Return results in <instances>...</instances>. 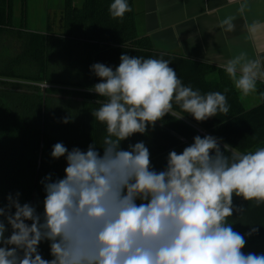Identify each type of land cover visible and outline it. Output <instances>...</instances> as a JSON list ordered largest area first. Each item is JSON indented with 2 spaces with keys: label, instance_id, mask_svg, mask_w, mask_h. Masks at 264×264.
<instances>
[{
  "label": "clouds",
  "instance_id": "obj_1",
  "mask_svg": "<svg viewBox=\"0 0 264 264\" xmlns=\"http://www.w3.org/2000/svg\"><path fill=\"white\" fill-rule=\"evenodd\" d=\"M130 11L128 0L109 5L113 18ZM232 20L225 18L221 26L231 31ZM119 60L114 69L90 66L100 81L91 91L103 98L92 113L106 129L102 145L52 146L50 158H63L66 167L62 177L48 173L39 181L43 212L21 204L19 192L6 194L0 205V264H264V252L242 251L246 237L259 228L249 225L241 234L229 220L246 208L234 205L233 196L264 204V147L226 154L220 138L197 135L179 154L170 151L157 171L143 141L127 149L122 142L172 116L174 106L197 122L226 116L230 106L221 92L184 85L168 60L126 53ZM220 67L244 97L264 82L261 61L246 53ZM43 242L51 259L40 254Z\"/></svg>",
  "mask_w": 264,
  "mask_h": 264
},
{
  "label": "trees",
  "instance_id": "obj_2",
  "mask_svg": "<svg viewBox=\"0 0 264 264\" xmlns=\"http://www.w3.org/2000/svg\"><path fill=\"white\" fill-rule=\"evenodd\" d=\"M11 1L0 0V26L10 25ZM111 2L83 0L82 5L75 6L73 0H65L58 33L53 31L54 23L47 20L46 32L40 34L25 31L26 0H21L20 31H0V205L6 194L17 192L21 204L30 202L41 134L33 201L38 212H43L44 199L39 181L48 173L62 177L66 167L63 158H50L52 146L62 142L69 150H86L91 143L102 145L106 129L92 113L100 106L97 100L103 98L91 91L100 81L90 66L102 63L114 69L125 53L168 60L184 85L201 93H223L230 110L226 116L218 114L197 122L174 106L172 116L166 115L144 135L133 134L122 142V148L143 141L150 152V163L160 171L170 151L179 154L197 135L220 138L226 154H243L264 147V90L260 85L256 86L260 104L243 109L226 73L183 57L157 53L148 38L136 31L132 0H128L131 11L122 19L109 14ZM214 71L218 80L213 82L208 79ZM181 115L183 118L177 119ZM65 119L69 122L63 123ZM233 203L246 207L240 216L234 212L229 218L234 222L233 230L244 234L249 225L259 228L258 233L246 237L242 251L264 252V204L257 206L236 196ZM39 251L42 258H52L48 242L41 243Z\"/></svg>",
  "mask_w": 264,
  "mask_h": 264
},
{
  "label": "crops",
  "instance_id": "obj_3",
  "mask_svg": "<svg viewBox=\"0 0 264 264\" xmlns=\"http://www.w3.org/2000/svg\"><path fill=\"white\" fill-rule=\"evenodd\" d=\"M64 3L26 0L25 31L45 33L48 18H52L55 31L58 20L53 19H59ZM73 3L80 6L83 0ZM132 8L137 33L147 37L157 53L183 57L223 72L220 65L243 52L264 66V0H132ZM229 16L234 27L226 31L221 23ZM20 20L21 0H12L10 25L0 26V31H20ZM253 24L255 32L250 30ZM208 80H218L215 71ZM231 85L243 109L260 104L257 91L244 97L232 80ZM257 85L264 90V82L257 81Z\"/></svg>",
  "mask_w": 264,
  "mask_h": 264
},
{
  "label": "water",
  "instance_id": "obj_4",
  "mask_svg": "<svg viewBox=\"0 0 264 264\" xmlns=\"http://www.w3.org/2000/svg\"><path fill=\"white\" fill-rule=\"evenodd\" d=\"M42 137H43V134H41V138H40V151H39V155H38L37 171H36V176H35V180H34V186H33V191H32V194H31V199H30V203H32V204H33V201H34V191H35V186H36V177H37L38 169H39V166H40V156H41V148H42Z\"/></svg>",
  "mask_w": 264,
  "mask_h": 264
},
{
  "label": "rangeland",
  "instance_id": "obj_5",
  "mask_svg": "<svg viewBox=\"0 0 264 264\" xmlns=\"http://www.w3.org/2000/svg\"><path fill=\"white\" fill-rule=\"evenodd\" d=\"M47 20H50V21H51L52 18H50V19L48 18ZM53 20H54V21H57L58 19L56 18V20H55V19H53ZM55 26H56V27H55V29H56V30H55V33H58V25H55ZM175 115H176V114H175ZM176 116H177V115H176ZM177 117H178V116H177Z\"/></svg>",
  "mask_w": 264,
  "mask_h": 264
}]
</instances>
